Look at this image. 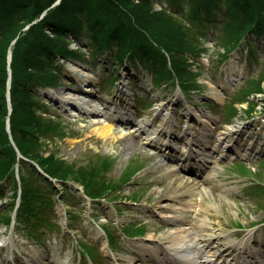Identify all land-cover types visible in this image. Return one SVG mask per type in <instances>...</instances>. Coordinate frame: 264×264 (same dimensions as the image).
<instances>
[{
	"label": "rangeland",
	"instance_id": "374dc122",
	"mask_svg": "<svg viewBox=\"0 0 264 264\" xmlns=\"http://www.w3.org/2000/svg\"><path fill=\"white\" fill-rule=\"evenodd\" d=\"M167 5L168 0H156L155 10H161L162 7H167ZM180 6L181 12H186L190 7L188 0H182ZM168 16L171 17L172 24L177 28V32H175L177 38L182 40L183 52L188 55H194L199 59L198 63H196L187 59L184 55L175 57L174 71L179 73V77L174 78L178 79L174 82L170 81L168 83L163 81L158 86V82L156 81L154 82L156 86L153 87L151 72L145 71L148 73L146 74L137 67L134 70L137 72V75L143 79H149V82H145L147 84H142L146 90L141 91L138 88L141 82L140 79L133 81L131 78H122L125 68L113 67L112 64L107 63L106 58L102 61L98 60L86 47L82 48L74 44L71 46V49L76 48L75 50L78 54L83 56L82 59L84 60L82 63L88 67V69L80 68L79 74L88 75L91 82L96 81L98 83L97 95L104 100V102H101L102 107L100 108L103 109L101 111L112 114L118 110V103H121L123 100L127 104L134 105L135 112L138 113L142 123L148 122V127L140 125L142 126L140 128L129 127L125 129L120 124H113L114 135H118L120 132L122 134L108 147L104 145L103 140L93 133L94 127L107 122L105 119L102 121V118L97 116L99 111H88L94 113L93 117H90L88 113L84 117L77 113L70 116L74 114L71 110H69L71 114L68 111V113L62 115L55 108L56 104L49 102L45 98H42V101L38 100V107L41 108H37L39 117L42 119H52L59 115L57 118L59 121L56 123L59 125L61 132H66L67 134L63 137L58 136L59 132H57L54 136L47 139L39 137V141H43V145L37 151L43 153L44 157L52 154L55 159H60L64 163L63 168L71 172L70 175L62 179L66 181L71 180L77 186L87 183L86 179L90 166L96 168V171H98L93 182L95 187L88 189V191L97 193L95 198L98 199L95 204L90 202L91 205L89 206L91 208L86 210L87 214L91 211L89 219L93 217L95 222H99L98 224L102 221L108 222L110 220L107 224L115 229L117 235H119V230L123 229L125 225L134 226L135 224L141 225L147 223L151 229L150 231L145 226L144 234L142 236L137 235L138 237L131 240L125 239L120 235L118 245L121 249L116 251V256L118 257L121 256L120 254L124 246L131 247V243L145 239L150 232L156 234L154 238L156 240L160 234L169 229V227L159 223L164 218L158 219L157 217L151 218L145 216V214L150 215V209L156 211L155 214L161 217L162 215L186 217L190 220L188 227L196 230L199 235H203L206 239L214 238L217 240V243L221 241L222 245L220 249L224 248L231 241L233 243L237 240H253V238L259 241L264 240V170H262L264 167L260 166L261 159L257 162L252 161L249 163L240 162V160L238 162L223 160L222 162L209 165V168L205 169L200 176L196 175L193 179L201 182L208 180L213 184L212 186H216V190L213 191L209 187L206 194L201 192V194L194 198L193 207H184L185 210H178L181 206L177 203L174 206L176 201L172 200L171 196L162 201L157 200L164 199L167 196L162 195V193H170L167 187L169 179L165 177L164 173L165 169H173V161L168 160L166 156L177 155L176 149L170 150L160 146L164 137L165 140H169L168 142L176 148L175 142L178 141L173 138L176 136L174 134L179 135V131L183 134L186 126L188 127L187 132H195L196 134L200 127L199 120L205 119L211 121V119H214V122L218 121L216 123L220 132L226 129L228 132L235 131L233 140L240 139L256 144L264 143V99L262 97V94H264V45L258 46L255 39L253 45L246 43L248 33L245 30V20L243 18H234L231 22L232 27L230 30L221 26V28H214L213 31L211 30V26L205 28L196 23L191 26L184 22L183 17L177 14H170ZM238 33L241 34L237 38ZM239 39L242 40L239 50L234 52L233 49L239 45ZM249 50L253 51L254 56H251ZM232 51L234 52L233 54L230 53ZM230 54H232L231 57ZM219 57L226 61L223 65L218 63ZM63 65L65 76L63 85L74 88V86L70 85L78 76L71 75L68 69H74L78 73L77 66L70 61ZM74 66L76 67L74 68ZM237 75L242 76L244 79L239 82L236 81L234 85L226 83L234 81ZM185 82L188 85H184ZM180 84L184 88V95L180 94L177 90V86ZM124 86L127 87L129 95L127 98L122 97V100H119L118 92L124 93ZM92 87L93 85H90V87L86 88L90 89ZM235 90L237 91V99L235 101L238 102L234 101V104L230 100V97ZM67 93H64L65 97L68 96ZM226 104L232 106L235 114L234 119H227L225 108L228 107ZM110 106L116 109L111 110ZM46 111L48 112L46 113ZM185 122H188V124ZM209 126L215 127L213 123ZM153 130L160 132L159 136H163L162 140L154 141L152 139L154 137ZM167 133L173 135L171 139L166 137ZM219 134V132H216L215 142L218 140ZM126 139L129 142H137V148H124L123 144H127L126 142H128ZM180 143L182 142L180 141ZM155 147L167 149L163 152L165 153L164 157H162L163 153L162 155L160 153V156H158L153 152V150H158ZM178 150L183 151V148L179 147ZM14 157L16 162V155ZM99 157L108 160L106 164L107 171H103L100 166H97L100 162ZM100 165L104 166V163L101 162ZM238 165L241 166L238 167ZM32 172L25 165L19 167V173L21 175L25 174L28 178L31 177V180L35 178V176L34 178L32 177ZM161 174L164 176H161ZM128 177L130 179L124 185L123 182ZM257 180L260 181L261 186L257 185ZM116 183H118L120 190L115 191L117 189H114L111 194L112 196L107 197L109 195L105 191L111 189ZM13 188V186L9 188L12 191L9 194L8 187H4L2 193L7 197L3 199L2 195L0 197L2 203H5L3 208L0 209V236L3 235V239H6L8 235H11L15 248L13 251L15 257L13 259L7 257V262H1L2 264H21L23 261L20 260L19 254L23 255L27 260L31 258L34 261L36 254L40 250H43L40 247L48 252L50 251L56 257L61 254L62 256L76 258L77 261L79 260L83 264H91L88 259L79 256L77 251H72L74 256L71 252L72 249L76 250L73 244L77 245L78 241L80 245L87 243L86 237L85 241L84 238L78 236L80 235L81 228L85 229L84 219H88L83 213L84 208H82L88 204L80 195L71 192L68 188L69 198L67 204H60L61 206L58 205L59 197L56 195L52 196V200L53 197L54 199L57 198L56 205L58 207H55L57 215L55 216L54 212L49 213L52 222L64 227L62 225L64 216L58 213L64 212L66 210L65 207H67L66 205L70 206L75 218L69 224V219H67L66 225L68 224L73 229L72 232L77 237L74 239L69 236L63 237L60 233L58 235L56 231L47 232V227L43 224L36 227L34 225H24L22 221H17L13 227V231H10L8 228L10 224H7L8 226L5 225L4 228L2 215L8 210V204L14 201L17 189L13 190ZM96 189L98 191H94ZM114 194H119L123 197L116 198ZM133 199L138 200L131 205ZM183 199H179L178 197V200L183 202L184 206L187 200H192L193 198L186 195ZM124 200L130 204L125 203ZM108 202H112L111 205L120 210L119 215L116 213L117 216L115 212H111L108 209L105 213L109 217V220H107L104 213L99 212L104 209V206L109 207L110 204ZM116 202L121 203L116 204ZM162 204H166L165 209H159V206ZM170 208L172 211L168 210ZM133 214L135 215L134 218H132ZM83 216L85 217L83 218ZM137 216L140 218H136ZM32 219L30 218V220ZM145 219H149L150 221L144 222ZM201 224L203 225L199 227ZM33 230L36 232V237L32 234ZM70 236L73 237V234H70ZM38 237L42 238V240L37 243L35 239ZM67 244H70V250L67 249ZM252 244L255 245L256 243L253 241ZM86 245H89V243ZM247 248L250 249L251 247L247 246ZM8 252L9 250L6 249L3 254H7ZM95 257L103 259L99 251L95 253ZM136 263L140 264L139 261Z\"/></svg>",
	"mask_w": 264,
	"mask_h": 264
},
{
	"label": "trees",
	"instance_id": "16d2710c",
	"mask_svg": "<svg viewBox=\"0 0 264 264\" xmlns=\"http://www.w3.org/2000/svg\"><path fill=\"white\" fill-rule=\"evenodd\" d=\"M61 1L43 19L32 24L55 0H0V181L8 176L15 160L14 150L5 132L9 50L12 57L9 65L12 110L9 117L10 132L19 153L36 161L55 178H64L71 172L63 168L64 163L60 159L52 155L44 157L37 151L43 145L39 135L44 138L52 131L59 130L55 121L39 117L33 89L40 85L59 84V59L83 62L82 55L69 50V36H73L76 41L84 38L89 42L88 51L95 57L102 55L104 50L112 53V61H125L139 55L157 81L170 83L179 77V73L174 71V58L186 54L183 52L182 40L177 38V28L172 24L171 17L162 11L155 12V0ZM188 2L190 7L182 17L188 18L191 23L198 21L200 25L209 23L211 19L217 21L223 3L228 9L226 16L231 14L232 18L236 15L245 20L246 32H254L258 28L264 31V0ZM28 25V30H24ZM240 34H237V38ZM15 39L16 42L12 44ZM97 173L95 168H90L85 184L86 192L95 187L93 182ZM22 190L20 213L31 208L30 202L38 197L36 189L26 179ZM88 193L94 197L97 195L91 191ZM30 211L36 212L34 209Z\"/></svg>",
	"mask_w": 264,
	"mask_h": 264
},
{
	"label": "bare ground",
	"instance_id": "6f19581e",
	"mask_svg": "<svg viewBox=\"0 0 264 264\" xmlns=\"http://www.w3.org/2000/svg\"><path fill=\"white\" fill-rule=\"evenodd\" d=\"M90 79V78H89ZM98 83L95 81H92L91 82V85H93V89L92 90H89V91H92V92H95L97 91V85ZM50 91V90H48ZM52 92V91H51ZM86 91H83L82 93L85 94ZM68 96H62L63 98H67L68 100H76V103L79 104V106L81 107V109H83V111H93V112H97L99 111L98 115L99 117L102 118L103 115V111H101L102 108H100L97 104H94L91 100V98L89 96H87V98L85 97H76L77 95V91L76 90H71L70 92L67 93ZM86 96V95H85ZM92 98H95V96H92ZM81 103V104H80ZM124 113H120L118 116L123 120V121H126L127 120V117L126 116H122ZM95 116V115H94ZM90 117H93L92 115H90ZM96 117V116H95ZM106 117V116H105ZM112 119H117V118H112ZM112 119H108L106 123H102L101 125L97 126V127H94L93 128V133L95 136L99 137L101 140L104 141V145L105 146H110V144H112L114 141H116V139H118L117 137L119 135H121L122 133L120 132L118 135H114L113 133V130H114V127H113V122L115 121H119V120H112ZM189 120V118H188ZM102 121H103V118H102ZM144 124H147L148 122H143ZM186 124H188V122H185ZM147 126V125H145ZM153 136L152 139L154 141H158L161 137L159 136L160 133H158V131H155L153 130ZM170 134V133H169ZM223 134H226L225 137H224V142H226L227 140V136H230L232 137V135L234 133H226V131H223ZM190 136V135H189ZM184 138L186 139V141H190L192 138L191 137H186V134H184ZM128 141V139H126ZM203 140V139H201ZM127 144H123L124 148L126 149H129L130 147L131 148H137L138 146V143L137 142H126ZM230 143L232 146L235 145V143H233V140H230ZM168 146V144H167ZM169 147V146H168ZM185 148L183 149V151H179V155L184 158L183 160V163L184 165H188L189 162L191 161L192 159V153L190 152V150L188 151V148L186 146H184ZM202 148H198V151L200 152L199 155H195L194 157V161L195 159L197 158V161H195L196 163H198L197 165L199 166V162L200 160H203L204 161V151L205 149H208L207 146H201ZM186 148H187V151H186ZM219 146H216L215 149H218ZM170 150H173L171 147H169ZM248 151V152H247ZM244 153L250 155V156H257L255 153L251 152L250 150H244ZM208 154V153H206ZM199 159V160H198ZM180 162H182L180 160ZM165 169V168H164ZM165 177L169 179V182L167 184V187L170 191V193L168 194H163L162 195H167L164 199H157L159 201H162V200H165L166 198H168V196L171 198H174V199H177L178 201V205L181 206V208H179L178 210H185L184 207H193L194 206V198L197 197V195L201 194V192H204V194L207 193L208 191V188L210 187L213 191L216 190V187L212 186L213 184H211L208 180L206 182H202L201 181H197L195 179H193V177H189L187 175H181L179 172H177L175 169L174 170H166L165 169V173H164ZM161 174V176H164ZM205 183V185L203 184ZM159 188V187H158ZM186 195H188L189 197L193 198L192 200H187L185 205L183 206V202H180L178 200V197L180 199H183ZM163 197V196H161ZM184 200V199H183ZM194 200V202H193ZM182 203V204H181ZM176 204V205H177ZM165 206H159V208H163L165 209ZM175 206V204H174ZM183 206V207H182ZM155 211H153L154 213ZM145 216H149V215H146ZM170 218L167 220L168 222V225L166 224L167 227H169L168 230H166V234H160L158 236V238L160 239V243L162 244H159V243H156V245H152L151 243H149L150 239L151 240H154V234H149L148 238L144 239V240H141L139 243H135V246L132 248L134 250V252L138 253L139 255H146V254H150V258L153 260V261H156L158 264H195L191 261H188V255L187 253H192L194 255H197V257H199L198 259H200V252L195 248V249H192L190 248L189 246H192L193 242H197L200 241L201 245H200V248L203 249V251H206V252H212L214 254H217L218 252V248H214L210 243H211V238L210 240L209 239H206L204 238L203 235H199L197 234L196 235V239L192 238L190 236V234H188L190 231H188L189 227V221L186 217H183V216H169ZM203 224L199 225L202 226ZM213 234V233H212ZM2 243V241H0V244ZM245 243H243L241 246L242 247H239L240 249H242V252L241 254L238 255V257H233L234 260L233 261H236L235 263L236 264H240V261L243 260L241 263L242 264H251V263H254L252 262L254 259L256 260L255 262L256 263H260V264H263V260L264 258H261L259 256V254L257 253H254V256L253 255H250L248 254L247 252H245V248L246 246H244ZM247 244V243H246ZM249 246V244L247 245ZM186 247H189L190 250L188 252H186ZM188 248V249H189ZM261 248V247H260ZM200 250V249H199ZM167 251H170L171 253H166ZM256 252V251H255ZM173 253H175L176 255H172ZM234 253V251L232 252ZM232 253L231 254H226L227 257L226 259H229V257L232 256ZM163 254V255H162ZM247 256H251L253 258L251 259H246ZM33 261V260H31ZM30 261V264H52L54 262V259L53 258H50V262L47 261L46 259H44L43 261L40 262L39 260V263L36 262V261H33L31 262ZM128 262L132 263L133 262V259L130 258L128 260ZM189 262V263H188ZM197 264H211V263H207L205 262L203 259H200L196 262ZM228 263V261L226 262V264ZM55 264H62V262L60 261H57V263ZM232 264H234L232 262Z\"/></svg>",
	"mask_w": 264,
	"mask_h": 264
}]
</instances>
